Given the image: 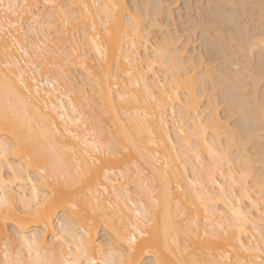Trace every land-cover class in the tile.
I'll return each instance as SVG.
<instances>
[{"label":"bare ground","instance_id":"obj_1","mask_svg":"<svg viewBox=\"0 0 264 264\" xmlns=\"http://www.w3.org/2000/svg\"><path fill=\"white\" fill-rule=\"evenodd\" d=\"M57 1L0 2V263L264 264V93L254 99L259 79L246 90L250 84L234 72L241 82L229 83L233 89L219 103L224 119L235 115L241 124L228 127L216 113V93L210 101L195 83L207 80L218 88L224 82L225 89V75L220 81L207 65L195 70L171 34L150 42L148 27L158 19L149 13L160 8L149 11L148 0L134 10L126 0H66L74 5L66 9ZM257 2L262 21L264 0ZM21 13L25 23L14 19ZM232 13L223 15L229 26L256 20L243 23ZM44 17L58 24L45 22L54 37ZM216 21L210 20L214 37L221 33ZM261 21L251 27L264 28ZM241 25V41L231 37L233 28L228 37L238 39L249 60L258 45L263 51L264 31L254 35L258 28H251L250 35ZM76 26L86 52L75 51L81 44L78 36L74 45ZM78 67L89 88L75 81L71 70ZM21 76L27 86L22 100L5 83ZM245 143L260 156L251 158L243 147L233 154L231 147Z\"/></svg>","mask_w":264,"mask_h":264},{"label":"rangeland","instance_id":"obj_2","mask_svg":"<svg viewBox=\"0 0 264 264\" xmlns=\"http://www.w3.org/2000/svg\"><path fill=\"white\" fill-rule=\"evenodd\" d=\"M59 1L61 2V4H60V2H58V1L57 2L60 5H62L66 0H59ZM144 1L146 2L147 0H126L128 6H129V9L132 8V10H134L133 9V6L134 5L136 6L137 3H138L137 6H141L142 5V2H143L142 7H144V3H145ZM217 1L219 3L216 2L215 0H154V1L153 0H148L147 5L148 4L151 5V3L154 2L153 3L154 6L151 5L152 8H151L150 5H148L150 7V10H149V7H148V10L149 11H151L152 9H155V7H156V9H158V8H160V9H159V11H157V10L154 11V12H156L155 15H154L153 11H152V14H151V12L149 13V15L152 16V17L156 16V18L158 19V21L156 22V24L153 27H148L147 33L149 35V38H150L149 40H150L151 43L154 42L155 40L157 41L159 38L161 40L162 39V36H166L168 34H171V36H175L177 38V41H178L177 42V44H178L177 46L180 49H182V51L184 53V57L186 59L189 58L188 59L189 61L192 59L193 62H191L192 63L191 66L193 65L195 67V65H196L195 70H197L199 72H202L201 69H203V70L206 69V68H203V67H205V65H207L208 66V67L206 66L207 68L212 67V68H209V69H212L213 70V72H212V74H214L213 77L215 76L217 78H220L221 75L222 76H223V74L225 75L224 78L225 77L227 78V79L225 78L226 79L225 80V84L223 85V86H225V89H224V87H223V89L221 88L222 87L221 85L224 82H221L222 84L219 83V80L220 81H224V78L221 77L219 80L217 79L218 84H220V86L218 85V88H221L222 90L221 89H218L216 86L214 87L212 85V83H211L210 85H212L215 88V90H213V88H211L212 86L210 87V85H209L210 81L208 82L207 80L206 81H203L202 79L201 80L199 79L195 83H196V87L198 89H201V90H203V92H205V94L207 95L206 98L208 100L211 101V99H212V101H213V96H215L214 99L216 101H214L215 103L213 102V104L214 105H216V104L218 105V107H217L218 110L216 111V113L218 114L219 117L223 118L222 119L223 122L226 121L228 127H231L232 128L234 126L240 125L241 124V120H239V122H238L237 121V116H235V115L229 116V117H227V118L224 119L225 113L223 111L224 110L223 107L225 105L222 103V101H221V103H219V102H220V100H222V98L224 100V97H226V95H228L229 92L232 91L233 87L231 88V86L229 87L228 85L234 83L233 80H235V82H236L237 81L236 80V77L239 76V75H235L236 76V77H234L235 79L232 78L234 76L233 75L234 72L237 73V74H240V75L242 74V77L243 78L240 77V76L239 77L244 80L243 81L241 79L243 81V82H241L240 81V78L238 77L237 79L239 81L237 83H239V82H241V83H247L248 82V84H250V86H247V89H246V86H245V89L246 90H248V89L251 90L252 89V86H251L252 83H249V82H251V80H253L254 78H256V79L258 78L259 79V80L257 79L258 80L257 81L258 83L256 81H254V83L256 82V84H255L256 86L254 85V87H255L254 90L256 89L255 91H256V95H257L256 98H254L255 100H258L259 99V101H260V96L263 95V93H264V62H262L263 59H264V49L262 51V48L263 47L262 46L259 47V45H258L257 48L254 49V51L256 53L254 52V54H252V55H254V56L256 55V56L255 57L253 56L252 59H250L251 58L250 57L249 60H248V58H246L243 54H241V52H239L238 45H237L238 44V39L241 41V39L244 38V35H242V34L245 31V30H243V32H242V29L243 28L239 29L240 25L242 24L241 21H240V19H242V22L243 21L247 22L248 19H250V20L252 19V21H253V19L254 20L256 19L255 21H253V23L252 22H249V20H248V22L251 24V26H252V24L255 25L256 21H257V23H260L261 20L260 21L257 20L258 19L257 16L259 15L257 12L258 11L260 12L261 6L263 7V5H262L263 2L262 1L261 2L260 1L257 2V0L254 1V3L257 2L256 5L262 3L261 6L258 5L260 8L257 11L258 7L257 8H254L255 5L253 6L254 3H252L253 0H241V1H243V4H241V1L240 0H239L240 2H238V0H237L236 3H234V5H233L232 2H235V0H233V1L232 0H226V1L223 0L224 2H227V4L224 3L223 1L222 2L224 4L221 3L220 0H217ZM140 2H141V4H140ZM244 2H245V4H244ZM65 3H67V2H65ZM251 3H252V5H251ZM41 5H43V6H41ZM67 5L65 4L64 8L67 9V8H70L68 6H72V7L74 6L73 4L72 5H68V6ZM147 5H146V7H147ZM159 5H160V7H159ZM37 6H40L39 8H42L44 11H46L48 9V7H46V4H44V2L43 3L40 2L39 4H37ZM251 6H253L252 8L253 9H256V10H253L252 8L250 10L249 8ZM142 7H140L139 10L143 13V10H141ZM231 9H232V12H234V13L230 12ZM228 12L229 13H232L233 16H234V14L235 15L236 14L239 15V16L236 15L234 19H236L237 17H239L237 19L240 21L241 24L240 23H236V22L233 23L234 25L240 24V25H238L239 26L238 28L236 26H234L233 24L231 26H229L230 24H228L227 21H225ZM261 12H263V11H261ZM262 14H264V12ZM16 15L17 14H15L14 15L15 17H14V16H11V14H9L8 17L9 16H10V18L11 17H14V19L15 18L17 19V17H18L17 20H19V17H20V21H24L25 20V16H26L25 13H24L25 16L22 13H21V16H19V15L16 16ZM223 15H226L225 16V19H224ZM150 16H147V18H145V16H144V18H145V21L144 22L146 24L149 23V21L152 19ZM11 19H13V18H11ZM214 19H215V22L213 21ZM41 20H42L43 25H45V26H43L42 23H39V26L42 25L43 27H45V29H47L50 26V24H51V26H52V24H55V27H56V25L58 27V24L57 23H52L53 21L51 19L48 20L47 17H44ZM41 20H39V22H41ZM210 20H212V22H214V23L217 22L216 20L219 21L218 23L224 22L223 27H224V25L226 27V28L224 27V29L225 30L226 29L229 30L230 28L231 29L233 28L234 30H232V31H234V32H232L231 30H229V32H228V30L223 32L222 31L223 30V27L221 26L222 24L220 23V25L218 24V27H219V29H221V33H219V34L218 33H215V37H216V35H217V37H218V35L222 36V33H223L224 34L223 35L224 38L221 37V39H216L217 37L215 38L214 37V34H213L214 30H211V29L215 28L216 24H214L215 25L214 26L213 23L210 22ZM263 20L264 19H262L261 22H263ZM20 21H19V24H21V26L22 25H25V24H22ZM25 22L26 21H24L23 23H25ZM58 22H61L62 23L61 20L58 21ZM61 23H59V24H61ZM70 23H71V21H70ZM211 24H212V26H211ZM70 25H68V27H71ZM248 25L244 26L242 24L241 27H244V28H247L248 27V30L249 31H250L251 28H254V27H251V26H248ZM66 26L67 25H65V27ZM227 26H228V28H227ZM8 27H9L10 30L12 29L11 26H8ZM43 27H40V28H43ZM53 27H54V25H53ZM80 27L79 26L78 27L76 26V28L74 27L72 29L73 30L72 32L74 33L73 36H75L76 38L78 36H80V34H78L80 32H77V31H81L82 30V28L80 29ZM220 27H222V28H220ZM37 28L39 29V27H37ZM255 28H258V30L257 29L256 30H253L252 29L253 31H255L254 32V35H257L256 31H258L259 34L261 32L263 33V31H264V28L263 27H261V29H260L259 27L255 26ZM262 28H263V31H262ZM48 29H49V31L51 33L49 36L50 37H54L53 36L54 33L52 35V30L53 29L52 30H51V28H48ZM78 29H80V30H78ZM74 30L77 32V36H76V32ZM260 30H261V32H260ZM251 31H250V35L253 34V32L251 34ZM231 32L232 33H236V34H233V36H231V37H236V35H237V37L241 36L242 38L241 39H240V37L238 39L235 38V40H237V41H234L232 38L229 39L228 36L230 34L232 35ZM241 32H242V34H241ZM28 35H29V38L31 37L33 39V36L31 34H28ZM29 38L28 37L27 38H24V40L25 41L27 39L29 40ZM81 38H82V36H80V39ZM82 40H84V39H81L80 40L81 41L80 42L81 44L79 43L80 46H79V44H77V42H79V39L74 44L75 47H77L76 45L79 46V47H77L78 49L75 48L76 49L75 51L77 53H82L81 51H84V52L88 51L87 50L88 49L87 44L85 43V41L82 42ZM236 42H237V44H236L237 46L235 45ZM46 49H47V47L45 48V50ZM257 49H258V51H257ZM259 50H260V53L262 52L261 54H259ZM88 53L90 54V52H87V54ZM258 54H259V56H257ZM190 56L192 57L191 59H190ZM257 57H258V59H257ZM259 59L261 60V63L263 65L258 61ZM93 61H95V59ZM30 65L31 64H29V67H30ZM213 67H214V69H213ZM233 67L235 69H237L236 71H238V72L241 71V72L240 73L236 72ZM238 68L241 69V70H238ZM231 70L232 71L234 70V71L232 72ZM257 70H259L261 73L263 71V73L262 74L259 73V75H257L258 74V73H256ZM72 71H74V72H72ZM80 71H81V69L79 70V67L77 69H73L72 68L71 73L73 75L76 74L75 75V77H76L75 78V81L77 79L76 82L79 83V80L80 81L82 80L83 81V85H85L84 87L85 88H89L90 85L89 86L87 85V83L89 82V80L86 79L87 83H85L86 81L83 78V77H85V75H84L85 73H83V71L82 72H80ZM243 71L246 72V73H244ZM243 73H244V76H243ZM247 73L251 74L252 76L249 77V75ZM214 79H216V78H214ZM214 82H215V80H214ZM245 85H247V84H245ZM216 88L219 91L216 90ZM212 91H214L216 94L215 95L212 94L213 96L211 98H208V97L211 96ZM221 91L223 93H225V94L222 95V92ZM218 92L219 93L221 92V95ZM216 95L217 96L219 95L218 98H217ZM258 95H260V96L257 99ZM206 98L205 97L203 98L204 99L203 104H206L205 103L207 101ZM64 100H66V99L64 98ZM255 100H251V101L253 102ZM244 115L247 116V118H250L248 114L244 113ZM172 138L174 140H176V137H175V135L173 133H172ZM241 142H244V140H241ZM252 145H251V143H245V145H243V144H237L235 147H231V150L233 149L232 150V151H234L233 154H235L236 151H239L243 147V148H245L244 149L245 150V153H247L248 156H250L251 158L254 157L253 159H255L256 157H259L260 154L256 152L258 150H255L252 147ZM254 165L256 167H260L259 162H255ZM3 172L6 175L7 169L4 168V167H3ZM129 188H130V191L131 192H134L135 189H134V186L133 185L130 184ZM54 223H55V220H54ZM7 227L9 228L10 226H7ZM99 231L100 232H98L97 239L99 240V238L100 239L101 238L102 239L106 238L105 237L106 234H104L105 232L103 231L102 227H99ZM3 241H5V240H4L3 236H2L1 242H3ZM0 260L2 261L1 258H0Z\"/></svg>","mask_w":264,"mask_h":264},{"label":"snow or ice","instance_id":"obj_3","mask_svg":"<svg viewBox=\"0 0 264 264\" xmlns=\"http://www.w3.org/2000/svg\"><path fill=\"white\" fill-rule=\"evenodd\" d=\"M0 2H2V0H0ZM5 83L8 85L9 91L14 96H16L17 98H19L21 100L23 99L22 92L27 90V86L25 85L22 76L19 78V80L13 81V82H8L7 80H5ZM36 111L39 112L40 109L39 108H36ZM43 171L44 170L41 169V172H43ZM36 206H37V210H39V207H40V201L39 200H37ZM27 207H30V206H27ZM133 239H134V237H133ZM93 264H94V262H93Z\"/></svg>","mask_w":264,"mask_h":264}]
</instances>
